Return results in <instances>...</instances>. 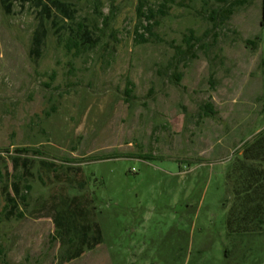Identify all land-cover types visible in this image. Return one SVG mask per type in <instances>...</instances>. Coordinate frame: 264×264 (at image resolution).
<instances>
[{"label": "rangeland", "instance_id": "obj_1", "mask_svg": "<svg viewBox=\"0 0 264 264\" xmlns=\"http://www.w3.org/2000/svg\"><path fill=\"white\" fill-rule=\"evenodd\" d=\"M61 1L75 15L45 21L38 57L39 9L0 4V264H264V196L240 199L264 180L261 0ZM79 25L95 47L74 46ZM63 195L91 200L103 239L69 262Z\"/></svg>", "mask_w": 264, "mask_h": 264}, {"label": "trees", "instance_id": "obj_2", "mask_svg": "<svg viewBox=\"0 0 264 264\" xmlns=\"http://www.w3.org/2000/svg\"><path fill=\"white\" fill-rule=\"evenodd\" d=\"M32 3L39 9L37 12L38 23L36 29L33 32L32 36V48L30 53L34 57H38L41 51V47L44 44V39L46 37V27L45 21L52 19V21L56 18L61 19H73L75 15V9L73 6L67 2H63L61 0H31ZM95 8L99 10L100 1L95 0ZM0 4L6 14H10L12 3L11 0H0ZM138 14L146 17V20L149 21L151 19V15L147 16L143 12H141V7L138 8ZM261 26H264V0H261ZM152 24L147 22L146 26H141L145 32H150ZM76 41L73 42L74 46L81 45L85 48H93L96 46V38H93L91 31L84 25H79V29L75 32ZM137 37L145 42L146 39L144 37V32L141 34H137ZM190 47H193L190 45ZM257 139H259V146L263 148L264 146V130L258 133ZM259 147V148H260ZM31 161L26 158H14L13 167L23 166L24 173L30 175L29 166ZM49 172H55L57 169L55 165L52 163H44L43 164ZM78 171L80 178L83 177L81 174L80 168L75 170ZM247 177V176H246ZM254 177V178H253ZM82 179V178H81ZM255 179V180H251ZM263 178H256V175H249L246 178L245 182V191H243L240 199L244 201L241 204L242 209L246 207V202L250 201L253 196L256 198L258 195L260 198L264 196V183L262 181ZM84 182L80 184L83 186ZM243 185V184H242ZM255 185V186H254ZM254 186V187H253ZM257 187V188H256ZM27 190H30L29 186H25ZM11 190V192L9 191ZM263 192H261L262 190ZM2 192L4 194V199L6 201V218L9 219L11 217H17L18 212V200L24 201L25 194L22 195V185L19 181L12 182L10 186L3 184ZM236 196V195H235ZM18 199V200H17ZM246 200V201H245ZM91 200H87L82 198L81 196H66L63 195L61 200L58 203H55L52 207L53 209V217L52 220L54 222V226L56 228V232L60 239H63L67 242L68 248L65 254L61 257V262H69L74 259L79 258L85 250H92L97 245L102 242V233L99 225L94 220V213L92 208H90ZM57 207V208H56ZM248 208V207H247ZM239 210L237 212L236 218H239V221L242 223L240 217L244 211ZM248 209H246L247 212ZM232 217L229 219L228 224H232ZM257 226L256 229H261V225L264 223L261 219L257 220L255 224ZM242 229H255L254 227H249V225H244L242 223ZM63 241V242H64Z\"/></svg>", "mask_w": 264, "mask_h": 264}]
</instances>
